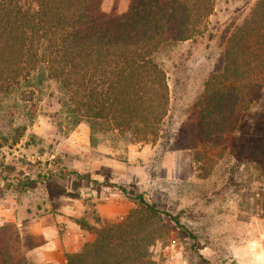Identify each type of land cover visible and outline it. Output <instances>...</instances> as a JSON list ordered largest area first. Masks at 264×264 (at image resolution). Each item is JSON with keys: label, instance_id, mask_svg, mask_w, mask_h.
Returning a JSON list of instances; mask_svg holds the SVG:
<instances>
[{"label": "rangeland", "instance_id": "obj_1", "mask_svg": "<svg viewBox=\"0 0 264 264\" xmlns=\"http://www.w3.org/2000/svg\"><path fill=\"white\" fill-rule=\"evenodd\" d=\"M255 2L216 0L210 37L162 51L169 112L155 142L131 145L107 131L91 134L75 122L58 83L41 74L0 96V197L23 199L37 214L77 198L92 224L97 193L124 196V190L178 221L153 220L152 264H264V86L225 129L215 153L201 163L192 159L194 148L201 154L207 145L195 137L204 84L222 74L228 38ZM129 7L130 0H100L106 15ZM2 226L17 232L14 224ZM19 247L25 255V243Z\"/></svg>", "mask_w": 264, "mask_h": 264}, {"label": "trees", "instance_id": "obj_2", "mask_svg": "<svg viewBox=\"0 0 264 264\" xmlns=\"http://www.w3.org/2000/svg\"><path fill=\"white\" fill-rule=\"evenodd\" d=\"M216 0H130L122 15H106L100 0H0V96L12 94L39 74L58 83L76 123L90 133L109 132L128 144L155 142L169 112L166 75L159 62L169 46L208 34ZM264 86V0L234 28L219 76L204 84L196 117V139L211 157L241 112ZM18 140V139H17ZM16 140V141H17ZM211 154V155H210ZM121 222H75L94 235L66 264H152L158 239L153 220L167 216L142 195ZM95 213V214H94ZM19 236L0 226V264H31Z\"/></svg>", "mask_w": 264, "mask_h": 264}, {"label": "crops", "instance_id": "obj_3", "mask_svg": "<svg viewBox=\"0 0 264 264\" xmlns=\"http://www.w3.org/2000/svg\"><path fill=\"white\" fill-rule=\"evenodd\" d=\"M67 199L70 204H62L56 212L37 214L39 208L23 199L0 197V226L15 225L19 242L27 246L24 256L28 262L66 264V254L76 253L84 243L94 240L93 234L75 222L84 217L83 202L77 198ZM133 206L126 197L112 189L104 195L97 193L95 199V210L103 223L125 218Z\"/></svg>", "mask_w": 264, "mask_h": 264}]
</instances>
